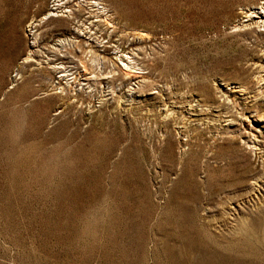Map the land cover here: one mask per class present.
I'll use <instances>...</instances> for the list:
<instances>
[{"label": "rangeland", "instance_id": "rangeland-1", "mask_svg": "<svg viewBox=\"0 0 264 264\" xmlns=\"http://www.w3.org/2000/svg\"><path fill=\"white\" fill-rule=\"evenodd\" d=\"M90 2L0 0V264H264V0Z\"/></svg>", "mask_w": 264, "mask_h": 264}, {"label": "bare ground", "instance_id": "bare-ground-1", "mask_svg": "<svg viewBox=\"0 0 264 264\" xmlns=\"http://www.w3.org/2000/svg\"><path fill=\"white\" fill-rule=\"evenodd\" d=\"M58 1H60V0H58ZM91 4H93L92 6H97V9L99 10V12L101 13H106L107 14V8L104 6V5H101V3L99 2V0L97 1V0H91V2H90ZM103 4V3H102ZM60 6V3H56L55 4V7L56 8H54V9H57V7H59ZM66 12H70V14H69V17L70 18H72V19H74V20H77L76 22H79V19L81 18H79V16H80V14L79 13H76L75 12V10H73V9H67L66 10ZM91 12V11H90ZM62 14H59V13H49L48 15H46L45 17H44V19H48V18H51V17H58V16H61ZM31 31H32V29H30ZM34 31V30H33ZM74 43H73V41L72 42H69L68 40H64V41H59V45L61 46V48H66L67 46H71V45H73ZM73 47V46H72ZM70 48V47H69ZM80 48V47H79ZM61 51V50H60ZM66 51V50H65ZM119 56H121V55H119ZM125 57L127 58V59H129V56H127V55H125ZM32 58H28L27 60L29 61V60H31ZM106 60V59H105ZM119 60L121 61L120 63H117L116 62V64L119 66V67H121L122 69L123 68H128L129 67V65L127 64V62H124L125 60H123V59H121V57H119ZM131 60V59H130ZM96 61V60H95ZM114 61V60H113ZM88 62V61H87ZM132 62V61H131ZM47 63H49L48 61H47ZM61 67H62V65H60V66H58L57 68H59V76H66V74L65 73H61L62 72V70H61ZM132 67V66H131ZM133 70V69H132ZM242 85H244V84H242ZM242 85H240V86H242Z\"/></svg>", "mask_w": 264, "mask_h": 264}]
</instances>
